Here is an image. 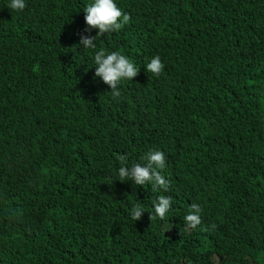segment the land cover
<instances>
[{
  "label": "trees",
  "instance_id": "obj_1",
  "mask_svg": "<svg viewBox=\"0 0 264 264\" xmlns=\"http://www.w3.org/2000/svg\"><path fill=\"white\" fill-rule=\"evenodd\" d=\"M91 2L0 0V264H264V0H115L130 23L83 49ZM101 48L140 68L115 99ZM150 150L168 192L119 181Z\"/></svg>",
  "mask_w": 264,
  "mask_h": 264
},
{
  "label": "clouds",
  "instance_id": "obj_2",
  "mask_svg": "<svg viewBox=\"0 0 264 264\" xmlns=\"http://www.w3.org/2000/svg\"><path fill=\"white\" fill-rule=\"evenodd\" d=\"M26 0H10L7 5L12 11L22 12L25 8ZM85 23L87 27L84 32L87 35L81 34L79 46L83 49H96V41L101 39L106 34L114 33L121 30L131 21L130 14L124 13L115 3V0H93L84 8ZM93 30H98L96 36H92ZM95 78H99L104 84L111 89L112 97L118 98L121 96L119 85L123 80H133L140 73L134 62L123 55L120 51L108 52L101 48L95 52ZM146 70L155 76H159L164 71V64L159 56L150 59L146 64ZM117 159L120 162L118 177L120 182L132 181L135 185L144 186L150 184L153 190L162 189L168 192L170 182L161 174V170L165 168L166 157L162 151L150 150L145 154L143 160L145 164L133 163L128 166V157L126 155H118ZM172 197L159 195L154 201V214L150 216V220H155L159 217L164 220L171 209ZM202 209L198 204H192L188 214L184 217L183 231L190 232L195 230L202 224L201 220ZM144 213V208L137 203L130 212L131 218L134 221H139ZM214 227V226H213ZM207 230V229H205Z\"/></svg>",
  "mask_w": 264,
  "mask_h": 264
}]
</instances>
